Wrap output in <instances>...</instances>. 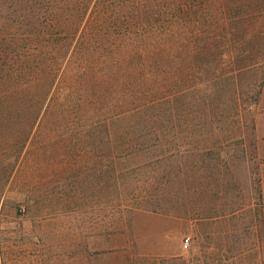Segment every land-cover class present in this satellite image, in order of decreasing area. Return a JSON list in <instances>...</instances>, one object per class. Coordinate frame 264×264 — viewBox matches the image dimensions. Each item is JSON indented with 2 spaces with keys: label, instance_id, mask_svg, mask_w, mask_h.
I'll list each match as a JSON object with an SVG mask.
<instances>
[{
  "label": "rangeland",
  "instance_id": "rangeland-1",
  "mask_svg": "<svg viewBox=\"0 0 264 264\" xmlns=\"http://www.w3.org/2000/svg\"><path fill=\"white\" fill-rule=\"evenodd\" d=\"M259 25L244 43L230 27L218 32L230 55L256 59L235 87L215 80L223 71L213 63L211 85L181 68L176 98L164 97L162 160L136 147L125 160H97L77 129L47 132L46 116L36 142L0 160V264H264Z\"/></svg>",
  "mask_w": 264,
  "mask_h": 264
},
{
  "label": "trees",
  "instance_id": "trees-1",
  "mask_svg": "<svg viewBox=\"0 0 264 264\" xmlns=\"http://www.w3.org/2000/svg\"><path fill=\"white\" fill-rule=\"evenodd\" d=\"M262 20L264 0H0V160L36 142L48 115L47 132L77 129L97 160H125L132 147L162 160L164 97L176 98L181 68L211 85L213 63L215 80L235 87L256 59L230 55L218 32L244 43Z\"/></svg>",
  "mask_w": 264,
  "mask_h": 264
},
{
  "label": "built area",
  "instance_id": "built-area-1",
  "mask_svg": "<svg viewBox=\"0 0 264 264\" xmlns=\"http://www.w3.org/2000/svg\"><path fill=\"white\" fill-rule=\"evenodd\" d=\"M189 242H190V239H186L183 246L185 249H187L189 247Z\"/></svg>",
  "mask_w": 264,
  "mask_h": 264
}]
</instances>
